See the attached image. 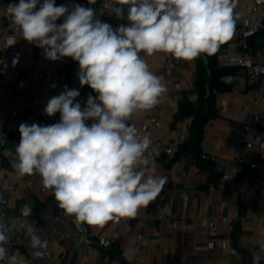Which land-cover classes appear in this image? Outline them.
<instances>
[{"label": "clouds", "instance_id": "obj_1", "mask_svg": "<svg viewBox=\"0 0 264 264\" xmlns=\"http://www.w3.org/2000/svg\"><path fill=\"white\" fill-rule=\"evenodd\" d=\"M236 5L237 0H102L98 13L80 4L57 6L55 0L9 3L6 11L21 37L50 61H76L80 85L96 93L82 108L74 103L79 89L64 85L44 108L49 117L60 114L57 123L19 125L17 176L39 174L59 208L79 222L96 225L135 217L167 182L166 177L146 174L154 165L150 134L129 123L137 113L153 109L167 91L141 53L186 61L214 54L234 34ZM104 10L125 23L114 29L99 19ZM20 211L23 217L32 215L27 204ZM7 232L0 220V261L25 264L9 255ZM26 238L32 256L42 259L48 240L33 224L27 226Z\"/></svg>", "mask_w": 264, "mask_h": 264}, {"label": "crops", "instance_id": "obj_2", "mask_svg": "<svg viewBox=\"0 0 264 264\" xmlns=\"http://www.w3.org/2000/svg\"><path fill=\"white\" fill-rule=\"evenodd\" d=\"M76 0H61L63 4L70 7ZM99 2V0L97 1ZM119 25L118 21H113V28ZM255 50L254 59L258 62H264V54L259 53L264 50V34H259L251 39ZM223 48L218 51L217 58L223 54ZM143 54V53H142ZM149 64L150 70L163 78L167 91L160 99L161 103V126L154 128L150 124L149 111L137 113L129 123L135 125L141 134H150L151 141L161 140L166 145L173 147L174 154L170 157L161 155L154 158V165L146 170V174L166 177L167 182L156 197L162 203L172 202V211L175 218L186 217L191 224V229L185 232L181 229L174 230L170 222H163L161 211L153 204L141 207L135 217H123V220L129 222L134 232L142 230L148 234L149 248L146 252L137 249V239L132 232L124 237H118L116 242L106 251H99L96 248V241L101 236H109L116 229V222L111 220L103 224L89 225L85 222H79L71 215L72 222L80 233L82 226L87 227L89 231V242L87 245L82 243V238L73 244L74 251L71 264H74L75 256L78 251L83 249L88 257H96L103 264H138L140 259H145L148 264H181L184 256L185 264H264V220H252V213L264 215V199L258 195H248L233 191L216 192L213 195H207L206 187L208 180L200 175L210 171L212 164L209 160H202L201 156L207 159L217 157L230 159L232 157L236 130L238 129L244 114L250 106V98L259 92V85L255 82L242 83L235 79L241 74V70L236 67H221L231 69L221 74L211 85L213 100L217 116L209 119L202 129V137L198 141L196 130L194 129L191 118L188 124L183 125L182 120H176L175 114L181 105L188 102L194 104L198 99V92L195 87L196 63L198 58L186 61L181 60L180 65L172 70H165L164 65L168 59V54L156 53L149 57L142 55ZM202 60L206 63V58L202 54ZM64 67V72H70V89H81L89 87L81 86L77 78L79 65L71 58ZM217 62V60H216ZM23 82V86L21 85ZM20 87L29 86L34 88L41 95V106L35 111L34 115L38 120H45L48 125L57 123L60 114L49 117L45 114L44 108L49 101L47 89L48 80H37L26 78L23 74H15L12 81L3 82L5 87L10 88L13 84ZM181 85V90L175 89L176 84ZM25 105V99H22V106ZM260 108L264 111V98L260 103ZM177 111V112H175ZM187 134L184 143L179 142V136ZM256 149L246 153V158L254 162L255 169L246 168L239 177V184L244 187L248 182L264 186V121H261L254 134ZM18 142L10 140L8 148L11 151L9 161L0 159V175L2 178H9L16 183L22 184L24 178L18 177L14 165L17 163L15 147ZM198 160L202 166H197ZM180 163L187 171L189 178L185 184L181 183L179 176L175 172V166ZM200 175V176H198ZM189 192L190 200L186 207H183L179 200L180 189ZM48 197L54 198L51 190ZM41 197L34 195L28 199L13 198L8 206V211L12 215H21V207L25 204L32 208V215L40 207ZM237 214L240 221L235 226V233L230 240L225 235H221L219 242L221 247L211 248V240L207 235L206 229L202 226V220H211ZM221 230L224 233L226 226L222 225ZM248 237H252L257 243L256 256L251 252V247H246ZM196 250L192 251V246ZM232 247L235 253H230ZM129 249L134 250V254L128 256ZM165 252V254L162 253ZM25 264H37L32 261L23 252L15 253ZM54 255L55 264H66L67 258L63 248L60 245L55 246ZM206 256V259H204Z\"/></svg>", "mask_w": 264, "mask_h": 264}, {"label": "built area", "instance_id": "obj_3", "mask_svg": "<svg viewBox=\"0 0 264 264\" xmlns=\"http://www.w3.org/2000/svg\"><path fill=\"white\" fill-rule=\"evenodd\" d=\"M19 0H0V159L9 161L11 151L8 148L10 140L16 141L19 144L20 133L18 131L21 123H38L41 126L48 125L45 120L36 119L34 113L41 106V95L29 86L20 87L13 84L10 88L5 87L3 82L12 81L15 74H23L26 78H33L39 81L48 80L49 86L47 89L48 99L59 95L64 88L66 82V73L64 67L68 60L50 61L45 58L43 50L33 44L28 43L21 37L18 27L14 24L12 17L8 15L6 9L9 3H18ZM43 3V0H39ZM76 4L85 7H93L101 10V2L99 0L96 5H89L87 0H76ZM67 5V4H63ZM70 7V6H69ZM105 14L100 15L99 19L113 25V21L125 23V21L117 20L110 15L108 10H104ZM236 15L235 30L232 38L226 42L223 54L217 58V63L221 67H236L241 70V74L235 77L242 83L255 82L259 85V92L250 98V106L243 116L241 124L236 130L235 143L232 157L230 159H222L206 156H201L202 160H209L212 168L207 172H200L204 178L208 180L206 187L207 195H213L216 192L233 191L242 194L258 195L264 199V186L248 182L244 187L239 184V177L243 174L246 168L255 169L257 165L246 158L247 152L255 151L256 143L254 142V134L257 125L264 121V111L260 108L262 98H264V62H258L254 59L255 50L251 43V39L259 34H264V0H237V5L234 10ZM63 22V17L57 21V24ZM113 27V26H112ZM259 53L264 54V50ZM141 55H143L141 53ZM17 62L15 65L13 61ZM182 59H176L171 55L168 56L164 69L169 71L177 68ZM56 87L52 88L51 85ZM177 91L181 90V85H175ZM96 96V93L90 87H83L80 95L75 102H80L81 106L86 103L89 95ZM22 99H25V105L22 106ZM161 103L159 102L153 109L149 110L150 124L154 128H160L161 119ZM177 112V111H175ZM89 125L92 121H87ZM183 125L188 124V119L181 121ZM187 139V134L183 133L179 136V142L184 143ZM153 157L165 155L170 157L174 154L173 147L166 145L161 140L153 141L150 149ZM10 165L14 167L11 162ZM1 168V167H0ZM175 172L179 176L181 183L185 184L189 178L184 166L178 163L175 166ZM198 175V176H200ZM23 183L19 184L9 178H2L0 175V220H2L8 228L7 235L9 243L7 245L9 255L23 252L32 261L37 264H55L56 256L54 248L60 245L67 258L66 264H71L73 253H76L73 244L82 238V243L87 245L89 242V231L87 227L82 226L80 233L77 232L75 225L72 222L71 215H67L59 208L55 198L48 197V189L42 185L39 174L32 176H24ZM34 195L41 197L40 207L34 213L33 217H23L21 215H12L8 211V206L13 198L28 199ZM179 200L183 207H186L190 195L185 189H180ZM153 203L161 211V219L163 222H170L174 230L181 229L188 232L191 229L190 222L186 217L175 218L172 211V202L162 203L159 199H154ZM76 219V218H75ZM252 220H264V215L252 213ZM116 222L115 231L109 236H101L97 239L95 245L99 251L108 250L118 239L130 233H134L138 242L137 249L146 252L149 248L148 234L142 230L134 232L129 222L122 218L114 219ZM240 221L237 214L231 216L202 220L201 224L206 229L207 235L211 240V248L218 249L221 247L219 238L225 235L227 240H230L235 233V226ZM35 225L42 239H47L49 242L45 256L35 258L32 256V249L29 247V241L26 238L27 226ZM226 226V231L223 233L221 226ZM246 247H251V252L258 255V243L248 237ZM196 250V246H192V251ZM230 253H235L232 247L229 248ZM165 254L164 251H162ZM206 259V256H204ZM184 263V256L181 258ZM0 264H6L5 261H0ZM74 264H103L96 257H88L83 249L79 250L75 256ZM133 264V263H126ZM138 264H148L145 259H140Z\"/></svg>", "mask_w": 264, "mask_h": 264}, {"label": "trees", "instance_id": "obj_4", "mask_svg": "<svg viewBox=\"0 0 264 264\" xmlns=\"http://www.w3.org/2000/svg\"><path fill=\"white\" fill-rule=\"evenodd\" d=\"M55 4L57 6L63 5L61 0H55ZM222 48L223 44L220 45V47L214 54H203L206 58V63L204 62V60H202L201 56L198 57L195 73V87L198 92V99L194 104L188 102L184 103L180 106L178 112L175 114V119L177 121L184 118L192 119L194 129L196 130V138L198 141L202 137V129L207 121L217 116L211 85L221 74L231 70L228 68H220L217 66L216 60L218 51ZM64 85H67L70 88L69 70H67L66 82ZM198 161L199 162L197 166H202V162L200 160Z\"/></svg>", "mask_w": 264, "mask_h": 264}, {"label": "rangeland", "instance_id": "obj_5", "mask_svg": "<svg viewBox=\"0 0 264 264\" xmlns=\"http://www.w3.org/2000/svg\"><path fill=\"white\" fill-rule=\"evenodd\" d=\"M65 1H69V0H65Z\"/></svg>", "mask_w": 264, "mask_h": 264}]
</instances>
